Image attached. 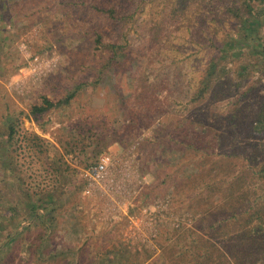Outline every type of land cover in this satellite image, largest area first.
Here are the masks:
<instances>
[{
	"label": "rangeland",
	"instance_id": "374dc122",
	"mask_svg": "<svg viewBox=\"0 0 264 264\" xmlns=\"http://www.w3.org/2000/svg\"><path fill=\"white\" fill-rule=\"evenodd\" d=\"M171 1L0 0V134L19 114L39 137L15 172L0 157V202L36 195L19 168L31 160L36 192L53 198L39 210L44 224L20 208L23 224L0 264H194L188 241L200 237L225 254L220 264L231 254L234 264H264L263 239L243 233L248 201L263 195L247 166L251 150L264 152V135L248 125L264 76H240L245 59L229 61L224 84L194 102L216 45L236 38L229 8L243 0L197 1L189 21L173 17ZM253 5L264 9V0ZM111 6L118 19L96 9ZM47 102L55 105L33 111ZM105 153L108 181L87 194L83 173ZM221 165L227 173L214 177ZM234 176L238 186L222 183L211 206L199 204Z\"/></svg>",
	"mask_w": 264,
	"mask_h": 264
},
{
	"label": "trees",
	"instance_id": "16d2710c",
	"mask_svg": "<svg viewBox=\"0 0 264 264\" xmlns=\"http://www.w3.org/2000/svg\"><path fill=\"white\" fill-rule=\"evenodd\" d=\"M197 1L202 0H172L171 12L173 17L178 20L181 19L180 17H183L185 21H189L191 19L189 6L195 4ZM255 2L256 0H243L241 8H229V12L233 13L238 24L236 38H232V36H230L229 39L227 38L223 40V42L216 45V53L210 58L208 64L206 65V69L200 80L198 91L196 92V95L194 97V102L205 99V96L211 93V91L216 86L224 84L229 71L227 69V64H230L229 61L233 62L235 60L239 61L241 58H243V60L245 59L244 64H246V66L240 67L238 70L240 76L248 77V75L250 74L249 71L260 73L264 76V34L262 33L264 29V9L254 6L253 4ZM114 8V6H111L108 9L98 7L96 9H100L103 12H108L111 14V18L118 19L116 17V8ZM124 18H128V16H124ZM113 46L117 49L115 50L114 55V59H116V54L119 47L115 45ZM244 95L248 96L247 92L244 93ZM54 105L55 104H53L52 102H47V106L34 107L33 111L41 112L45 109H49ZM250 117L251 118L248 121V125L252 135H264V93L257 111ZM229 123L232 128H237L238 126V123L235 122L234 117H232ZM5 129V134L2 136L0 134V157L6 155L8 157L7 160L10 161V167H7V169L15 172L13 170L16 169L15 162L17 157H24L23 153H26L27 148L30 151L31 149H33L34 152H37L39 150L37 146L39 137L37 135L30 134L24 129L23 122L19 114L7 115L5 119ZM4 146H6L7 148L3 151L2 148ZM191 146L193 147L194 145ZM203 153V157L209 154L208 152ZM249 154L250 155L248 157L249 160L247 171L251 173L252 176L260 180L259 188L263 195L258 196V198H254L252 201H248L249 206L248 208H245L244 211V214H249L248 220H245L246 227L244 228L247 230V232L243 229V233L246 237H255V239H263L264 241V152L262 156H259L260 152H256L253 150H251ZM33 156H31V154L29 155L30 158H32ZM234 156V154L232 156L230 154L228 158L234 159ZM32 159L36 160V163H38L39 165H44L42 159H36L35 157H33ZM18 162H20V159L18 160ZM34 162L35 161L31 160L27 165H19V168L23 170L22 172H27L26 174L31 180V183L29 182V184L31 186V189H33V193H35L36 195H32L30 193V190H28L26 194L20 195L19 200L14 201L12 206L10 204L11 202L5 203V201L3 200L0 202V252H2L4 248L9 245V243L13 242V232L18 230V228L22 226L23 221H17L16 216L21 215L23 210L25 214L23 218L29 216L30 218L34 219L38 218L42 224L46 222L47 215L40 214L39 210L45 209L47 211L49 209L50 203H53V198L51 194H46L45 197H41L42 194H38L41 191L36 192V182L38 180L39 184L41 183V176H38L36 171L33 170L32 167H30V164ZM229 165H231V163L228 162V166ZM227 168L229 167L225 168V166L222 165L212 167V171L218 172L214 177H217L218 174H226ZM52 171L54 173H58L57 171L59 170L53 168ZM244 173L245 171H243V174ZM235 179L236 177L234 176L229 181L227 180L226 182H220L216 184L215 193H211L212 197L210 199H204V201L199 204L206 205L208 207L211 206L213 204V199H215V194L218 196L216 191L223 186L222 183L228 184V186L230 185V187L233 184L238 186V182L241 183L239 178L237 180V183H234ZM211 188L212 187H210L209 189ZM246 189L247 188H245V190L243 191L246 192ZM245 197L246 196L243 194V198ZM261 197H263V199H261ZM20 208H22L23 210H20ZM9 213H12L11 218L6 219V221L3 220V217H7ZM237 217L238 214H232L230 220L236 219ZM252 224H254L253 227L249 228ZM6 231H9L8 234H4V232ZM42 239H44V237H42ZM211 242L212 240H206L205 237H200L188 241L189 244L187 247L191 248L190 251L197 252V260L194 264L221 263V257L225 254ZM216 248L218 252L215 251ZM234 259L235 257L232 254L229 258H226V260L230 264H234L232 262V260Z\"/></svg>",
	"mask_w": 264,
	"mask_h": 264
},
{
	"label": "built area",
	"instance_id": "2783aa9c",
	"mask_svg": "<svg viewBox=\"0 0 264 264\" xmlns=\"http://www.w3.org/2000/svg\"><path fill=\"white\" fill-rule=\"evenodd\" d=\"M113 158L110 154H103L94 164L90 165L83 173L84 181L87 184L86 193L89 194L90 187L101 185L108 181L110 167L112 166Z\"/></svg>",
	"mask_w": 264,
	"mask_h": 264
}]
</instances>
